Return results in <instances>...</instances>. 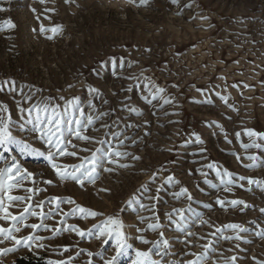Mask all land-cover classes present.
<instances>
[{
	"label": "rangeland",
	"instance_id": "374dc122",
	"mask_svg": "<svg viewBox=\"0 0 264 264\" xmlns=\"http://www.w3.org/2000/svg\"><path fill=\"white\" fill-rule=\"evenodd\" d=\"M138 4L139 0L136 4L127 0H0V9H4L0 11V107L8 110L0 111V115H11L13 134L32 148L45 151L44 142L36 134L19 131V125L25 123L21 117L28 116L27 109L49 103L60 106L58 111L64 113L65 120L70 113L80 118L79 109L84 110L81 119L85 122L88 116L94 119L82 133L91 137L89 140L65 132L70 141L67 150L77 155L59 157L57 163H87L84 158L90 160L93 153H129L118 158V164L128 167L105 160L97 169L95 183L85 182L81 187L73 181H61L43 156L21 155L18 150L3 153L0 149L9 162L15 155L21 167L32 173L11 193L31 195L32 200L13 204L9 212L19 215L27 204L35 208L43 200L44 211L55 210L53 218L44 223L61 229L57 234L22 229L17 236L46 237L32 242L43 243L45 248L33 247L29 251L21 247L0 256L2 264L27 254L40 255L47 262L67 261L72 256L71 264H88L89 260L103 264V259L116 254L115 241L105 244L104 237L89 236L87 229L95 233L93 224L108 216L123 223L131 245L117 264H132L136 250L146 252L153 247L142 243L140 237L157 241L161 239L160 232L172 242L170 255H156L153 249L152 258L162 264L195 259L190 253H206L203 264H232L233 256L237 257L236 264L264 262V237L257 235L264 231V213L260 212L264 208V191L249 185L247 179H239L251 177L264 182V166L245 167L252 163L248 156L264 160V148L242 147L254 139L246 135V130L264 132V0H149L147 6ZM201 16L210 19L202 20ZM9 22L15 27H9ZM41 27L47 31L42 32ZM53 28L59 30L53 32ZM111 58L124 61L125 67L117 69V74L107 63ZM129 62H135L131 68L127 67ZM130 76L136 79H128ZM145 83L150 88L154 83L165 89L150 104L143 99L148 95ZM245 84L250 87L245 88ZM89 86L99 89V93H89ZM130 87L132 90L127 91ZM29 96L31 100L26 99ZM220 96L228 97L227 104ZM165 99L171 103H164ZM128 107L143 115L130 113ZM217 125H222L224 132ZM114 134L120 135L114 138ZM197 135L203 145L195 143ZM120 141L123 146L118 147ZM201 147L207 151L201 153ZM237 156L241 159L237 160ZM208 164L232 173L230 191L224 190L216 169L206 167ZM5 166L0 160V168ZM201 171L207 173L206 178ZM170 175L179 183H166ZM48 180L53 183H45ZM142 185L147 186V191ZM182 187L191 193V200L174 195ZM28 188L40 191L28 193ZM150 196L158 198L150 200ZM56 197L60 200L52 199ZM69 198L76 203H66ZM217 200H242L249 207L226 203L222 208ZM141 204L145 207L141 208ZM76 205L103 215L81 219L80 214H70ZM180 210L191 236L178 233L168 219L170 213L172 220L179 221ZM155 217L162 226L152 231L148 225L157 222ZM27 223L39 220L29 217ZM228 224H238L248 232L237 233L227 228ZM68 225L85 230V236L63 231ZM0 226L8 228L10 221L0 220ZM237 234L244 239H234ZM9 246L11 242L0 245ZM65 247L70 251L65 252ZM89 252L102 253L103 259L99 255L89 257Z\"/></svg>",
	"mask_w": 264,
	"mask_h": 264
},
{
	"label": "snow or ice",
	"instance_id": "6c2138e0",
	"mask_svg": "<svg viewBox=\"0 0 264 264\" xmlns=\"http://www.w3.org/2000/svg\"><path fill=\"white\" fill-rule=\"evenodd\" d=\"M41 3L44 2V0H40ZM65 2H70V0H65ZM71 2H74V0H71ZM130 4H136L137 0H127ZM173 2H177V0H173ZM149 4V0H139L138 6H147ZM187 7H191V4L186 5ZM4 9H0V11H3ZM202 20H208L210 17L207 16H201ZM9 27H15L14 24L11 22L8 23ZM211 26V25H210ZM58 28H53L51 31L57 32ZM41 31H47L43 27H41ZM51 39V37H49ZM108 64L111 65L113 74H117V69H123L125 67L124 61L119 60L117 61L116 58H111L109 61H107ZM135 62H129L127 67L131 68L132 64ZM238 63V61H237ZM104 66L103 63L101 65ZM128 79H136L134 76L128 77ZM150 78L145 77V80H149ZM223 79V77H221ZM139 87V85H137ZM174 87H178V85H174ZM233 87H236V85H233ZM245 88L250 87L249 85L245 84ZM155 89V92L152 91V89ZM144 89L147 90L148 95H145L143 99L147 103H151L152 100L157 99L158 95L160 93H163L165 91L164 88L159 87L158 85H155L152 83L151 88L149 87V83L144 84ZM131 87L127 91H131ZM89 93L91 94H98L99 89L89 86L88 89ZM197 91H201L200 89H197ZM219 95V93H217ZM148 96H151V100L148 99ZM26 99L31 100L32 97H26ZM50 99V98H49ZM61 99H63L61 97ZM130 99V97L128 98ZM220 99L224 101L225 104H227L228 97L227 96H220ZM71 103V102H70ZM164 103H171L170 100L165 99ZM59 105H51L49 103L40 104L37 103L34 105L33 108L27 109L28 116L21 117V119L25 120V123H22L19 125V131L24 132L28 131L33 134H36V138L43 141L44 144L47 146L45 151H40L35 148H32V146L27 143L26 141L22 139H18L16 135L13 134L12 128H13V122L11 119V115L9 114L7 118H5L3 115H0V149H3V153H12L13 150H18V152L21 155H35V156H43L48 161V164L50 165L51 169L54 171L55 175L61 180V181H73L76 184H79L81 187L85 185V182L88 183H95L96 179L98 178L97 169L103 167V163L106 160L107 163L118 164V158L121 157H127L129 156V153L127 152H121V151H112V152H106L104 156H98L96 153L92 154V157L90 160L87 158H84L87 160V163L81 162L78 165H61L57 163V159L59 157L63 156H76V152H69L67 150V145L70 144V141L65 136V132L68 133L70 136H74L77 139L80 140H89L91 137L82 135L83 132L87 131L90 126L93 125L94 119L92 116H88L86 118V122L84 119H81L84 117L85 113L83 109H79L80 118L76 117L75 114L70 113V118L65 120L64 113L58 111ZM231 107V106H230ZM21 112H24L25 109H20ZM0 111L7 112L6 107H0ZM33 111H35V116L32 115ZM128 111L130 113H135L136 115H143V112L137 111L134 107H128ZM105 115V113H101V116ZM67 124V129L64 128V124ZM147 123V121H145ZM214 123V122H213ZM26 125H31L30 128L26 127ZM107 127V125H104ZM126 127H131V125H126ZM217 127L220 128L221 132H224L222 125H217ZM215 134V133H214ZM120 134H114V138ZM237 136H239V133H236ZM246 135L251 139V143L243 144L242 147L245 150H248L250 148L255 149H262L264 148V143H260L258 141H264V132H258L254 129H248L246 130ZM225 139H227V134L225 133ZM102 143V141H101ZM185 143H188L187 141ZM195 143L203 145L204 141L200 138V136H196ZM119 146H123V141L119 142ZM75 147V145H73ZM87 151V149H85ZM99 151V150H98ZM207 151L206 148L201 147L200 152L203 153ZM117 158V159H114ZM132 159H140V157L132 156ZM248 160L252 161L251 164L245 165L247 168H254V167H261L264 166V160L258 161L257 156L251 155L246 157ZM237 160H240L241 157L237 156ZM0 160H3L6 164L5 167L0 168V220L4 221H10V226L8 228H4L3 226H0V245L4 244L5 242H11V246L7 248L0 247V256H4L8 253H13L19 251L21 247L27 248L29 251L32 250L33 247L38 249L45 248V245L43 243H35L33 245V241H43L46 239V237L29 234L27 237H19L16 235V233H19L24 228L32 229L33 232L43 229L45 231H51L54 234H57L61 231L59 228H51L49 225L44 223L45 220L53 218L55 215V210L52 208H49V210L46 212L44 211L45 202L43 200L39 201L38 204L35 205V208H39L40 211L37 212L34 208V206L29 203L26 207H24L23 211L19 215H13L11 212H9L8 208L16 203H24L26 200L31 201L32 196L29 195L27 197L23 196H16L11 195L12 191L19 186L22 185V183L27 180L29 177L32 176V173L28 172L26 169H23L21 167V164L17 157L13 155L11 157V161H8L7 156L0 153ZM119 167L126 168L128 167L127 164H118ZM206 167L210 169H216L217 176L220 177L221 185H223L225 191H230L231 186L233 185L234 181L232 179V173L228 172L227 170H224L223 172L220 170V168L215 164H208ZM105 171H113L112 168H105ZM197 171H200L197 169ZM201 175L205 178L207 177V173H204L201 171ZM227 177V179H225ZM240 180L247 179V183L249 185H255L258 188H261L262 191H264V182L255 180L251 177L245 178V177H239ZM207 182V179H206ZM45 183L52 184V180H48ZM166 183L178 184L179 181L175 180L174 176H168L166 179ZM242 186V185H241ZM145 191H147V186H143ZM28 193H34L36 191L40 190H34L31 188L25 189ZM157 193H159L160 189H156ZM174 195L179 198L180 196H187L189 200L192 199L191 193L188 191L186 187H182L180 189V192L174 193ZM158 197L156 196H150L148 199L155 200ZM53 200H60V198H52ZM66 203L69 204H75L76 202L69 198ZM131 203V201H129ZM217 203L223 208L225 207V204L228 203L233 207H236L240 204H243L245 208L249 207V205L242 200H231V201H224V200H217ZM141 208L145 207V205L141 204ZM56 208H59V203L56 204ZM181 211L180 220L175 221L172 220V215L169 213L168 219L172 221L173 224H175L176 231L178 233L184 234L185 236H191L192 233L188 231L189 225L185 221V217L183 216ZM261 213H264V208L260 209ZM70 214L75 216L77 214H80L81 219H87L89 217L95 218L97 216H102L103 213H99L96 211H92L90 209H86L80 205H76L75 208H72L70 210ZM65 216L69 215V213H64ZM29 217H36L39 220V223H27V220ZM143 219V218H141ZM157 220L156 223H152L148 225V228L152 231H156L159 229L162 225L158 222L159 217H155ZM96 231L93 233L92 229H87V235L92 236L94 235L95 238L100 239L101 237H104V243L107 244L108 240H114L115 241V255L112 256L110 259H103L102 253L93 254L91 252L88 253L89 257H92L93 255H99L101 256V259H103V264H117L119 257L126 254V251L128 248L131 247L130 244L127 243V237L123 231L124 225L123 223L118 220L115 217L108 216L104 220L100 221L98 224H93L92 226ZM227 228L237 231V233H247L248 229L243 228L238 224H228L226 225ZM71 230L75 232L80 237L85 236V230L80 229L77 225H68L67 228L63 229V231ZM138 231H141L140 229H137ZM219 231V230H218ZM160 240L157 241H149L147 239H144L143 237H140L141 242L144 244H152V248H150L146 252H142L140 250H136V258L132 261V264H162L161 260L153 259V249H156V255H163L167 256L170 255L168 252V249L172 246V242H170L168 239H164V233L160 232ZM258 236L264 237V231L257 233ZM226 238H232V237H226ZM179 240V237L176 238ZM234 239L236 240H243L244 237L237 234ZM185 244L188 243L187 239L183 241ZM249 242V241H245ZM65 252L70 251L69 248H64ZM80 253L77 252L76 256H79ZM190 255L195 256V259L188 260L186 262L181 261L180 264H203V261L207 259V254H195L190 253ZM74 259V257L69 256L67 261H51L49 260L47 264H71V261ZM256 258L253 257V260ZM232 264H236L237 257L233 256L231 258ZM0 264H2V261H0ZM88 264H92V261L89 260ZM170 264H176V262H170ZM256 264H264L262 261H256Z\"/></svg>",
	"mask_w": 264,
	"mask_h": 264
},
{
	"label": "trees",
	"instance_id": "16d2710c",
	"mask_svg": "<svg viewBox=\"0 0 264 264\" xmlns=\"http://www.w3.org/2000/svg\"><path fill=\"white\" fill-rule=\"evenodd\" d=\"M10 264H47V261L40 255L27 254V255L18 256Z\"/></svg>",
	"mask_w": 264,
	"mask_h": 264
}]
</instances>
